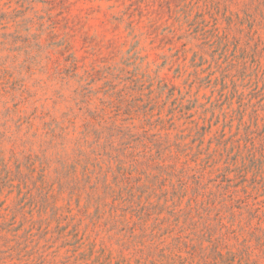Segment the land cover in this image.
I'll return each instance as SVG.
<instances>
[{"label": "rangeland", "instance_id": "rangeland-1", "mask_svg": "<svg viewBox=\"0 0 264 264\" xmlns=\"http://www.w3.org/2000/svg\"><path fill=\"white\" fill-rule=\"evenodd\" d=\"M0 264H264V0H0Z\"/></svg>", "mask_w": 264, "mask_h": 264}]
</instances>
